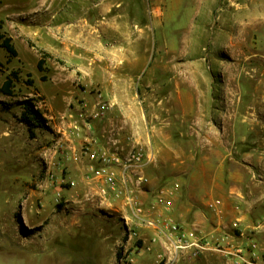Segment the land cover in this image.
<instances>
[{
	"label": "rangeland",
	"instance_id": "rangeland-1",
	"mask_svg": "<svg viewBox=\"0 0 264 264\" xmlns=\"http://www.w3.org/2000/svg\"><path fill=\"white\" fill-rule=\"evenodd\" d=\"M82 25L87 50L72 40ZM0 26L18 51L0 46V264H139L132 251L158 237H139L130 207L97 193L85 138L191 166L212 134L204 125L262 113L264 0H0ZM8 77L14 96L1 92ZM25 99L47 119L35 135L21 121ZM99 100L112 103L105 117L86 118ZM158 245L150 264L171 257L170 241Z\"/></svg>",
	"mask_w": 264,
	"mask_h": 264
},
{
	"label": "crops",
	"instance_id": "crops-1",
	"mask_svg": "<svg viewBox=\"0 0 264 264\" xmlns=\"http://www.w3.org/2000/svg\"><path fill=\"white\" fill-rule=\"evenodd\" d=\"M251 108L256 111L240 118L239 123L228 112L229 116L223 120V124L214 122L210 126L204 125L212 134H203L200 138L196 165L161 167L151 165L153 160H148L133 170L144 174L148 182L136 185V176L130 171L127 172L129 179L125 183L126 178L119 171L120 189L126 185L128 189L134 190L142 203L145 219L153 220L158 225L173 221L211 238L222 237L232 245H247L255 240L264 247V223H259L264 220V116H261L264 102L259 106L260 115L258 106ZM254 113L256 116H250ZM253 130L258 132L257 135L252 133ZM161 192L169 204L157 202ZM111 199H116L113 202H118L120 206L126 205L133 209L125 193L119 197L111 196L108 200L113 203ZM211 202L217 204V209L209 207ZM235 221L240 223L241 233L238 235L233 234L231 229ZM139 225V237L149 242L151 237L159 238L153 248L148 249L150 251L144 248L132 251L135 256H144L142 261L135 257L136 263L150 264L153 253L158 247L160 250L159 242L165 240L169 243L170 239L161 234L157 225L143 222ZM215 253L207 251L193 264L227 263Z\"/></svg>",
	"mask_w": 264,
	"mask_h": 264
},
{
	"label": "built area",
	"instance_id": "built-area-1",
	"mask_svg": "<svg viewBox=\"0 0 264 264\" xmlns=\"http://www.w3.org/2000/svg\"><path fill=\"white\" fill-rule=\"evenodd\" d=\"M101 99V97H100ZM112 107V103L105 100H99L96 110L86 118L92 121L101 120ZM84 112H81V116ZM77 127V121L74 123ZM87 126L92 128V122L87 121ZM107 143L104 144L99 137L89 135L85 138L81 146V156L88 161L87 179L97 189V193L103 198L111 196L119 197L125 193L127 200L132 204V210L135 216L143 223L158 226L161 234L167 235L172 246V254L169 260L163 264H174L178 261H188L187 264H193L195 260L203 257L207 251L217 252L222 255L231 264H264V248L256 241H251L247 245H232L226 243L222 237L211 238L197 230H188L173 221H164L160 225L153 220H147L144 217L142 203L135 196V191L124 187L120 189L118 181V172L124 175L125 183L128 182L127 172L132 171L136 176L135 184L140 186L148 182V178L137 173L134 168L143 166L152 156L148 155L143 148L133 147L127 150L120 145L118 140L104 135ZM76 184L72 181V185ZM157 202L169 204L167 197L162 192L157 196ZM209 207L217 209V204L211 202ZM238 222L234 223L238 227ZM166 254V253H165ZM165 254L160 255L159 263L165 259Z\"/></svg>",
	"mask_w": 264,
	"mask_h": 264
},
{
	"label": "trees",
	"instance_id": "trees-1",
	"mask_svg": "<svg viewBox=\"0 0 264 264\" xmlns=\"http://www.w3.org/2000/svg\"><path fill=\"white\" fill-rule=\"evenodd\" d=\"M1 29V26H0ZM0 37L4 38L3 42L0 44L1 47L5 48L12 56H17L18 51L12 43V39L10 37H4L0 34ZM43 62L39 63V67L41 68ZM13 78L8 77L1 87V92L7 96H14V84ZM22 106V114L21 121L25 123L31 134L35 135V129L47 128V119L44 117L41 110L37 107L32 99H25L20 102Z\"/></svg>",
	"mask_w": 264,
	"mask_h": 264
},
{
	"label": "bare ground",
	"instance_id": "bare-ground-1",
	"mask_svg": "<svg viewBox=\"0 0 264 264\" xmlns=\"http://www.w3.org/2000/svg\"><path fill=\"white\" fill-rule=\"evenodd\" d=\"M158 15L160 16V13H158ZM92 35H93V32L90 31V29L87 26H83V25L82 26H79V29L77 31H76V28H72V40H73V42L75 44H77V43L83 44L84 47L86 48V50L88 49V47H91L92 46V41H93ZM101 49H103V48H101ZM99 50H100V48H99ZM106 54H108V53H106ZM113 55H115V54H113Z\"/></svg>",
	"mask_w": 264,
	"mask_h": 264
}]
</instances>
